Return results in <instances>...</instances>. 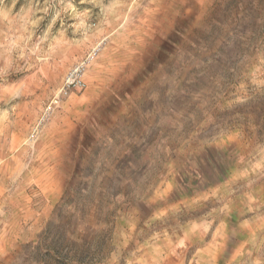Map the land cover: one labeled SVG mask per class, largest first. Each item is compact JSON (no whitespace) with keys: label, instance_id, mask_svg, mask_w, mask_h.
I'll return each mask as SVG.
<instances>
[{"label":"rangeland","instance_id":"rangeland-1","mask_svg":"<svg viewBox=\"0 0 264 264\" xmlns=\"http://www.w3.org/2000/svg\"><path fill=\"white\" fill-rule=\"evenodd\" d=\"M0 264H264V0H0Z\"/></svg>","mask_w":264,"mask_h":264},{"label":"bare ground","instance_id":"bare-ground-1","mask_svg":"<svg viewBox=\"0 0 264 264\" xmlns=\"http://www.w3.org/2000/svg\"><path fill=\"white\" fill-rule=\"evenodd\" d=\"M151 1H155V0H151ZM135 3V2H134ZM156 4H151L148 8H150L153 11V8L155 7Z\"/></svg>","mask_w":264,"mask_h":264},{"label":"built area","instance_id":"built-area-1","mask_svg":"<svg viewBox=\"0 0 264 264\" xmlns=\"http://www.w3.org/2000/svg\"><path fill=\"white\" fill-rule=\"evenodd\" d=\"M75 72H76V71H75ZM67 81H70V80H69V78H68V80H67Z\"/></svg>","mask_w":264,"mask_h":264}]
</instances>
